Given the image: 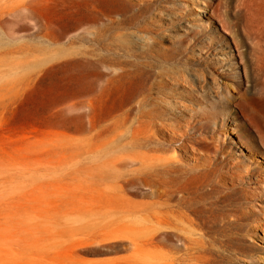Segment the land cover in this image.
Segmentation results:
<instances>
[{
	"label": "rangeland",
	"instance_id": "rangeland-1",
	"mask_svg": "<svg viewBox=\"0 0 264 264\" xmlns=\"http://www.w3.org/2000/svg\"><path fill=\"white\" fill-rule=\"evenodd\" d=\"M165 2L159 18L150 16L149 37L165 51L184 49L176 65L197 58L191 68L226 84L229 101L224 110L181 113L214 142L192 144L193 154L166 143L181 168L182 192L174 197L208 208L230 194V225L182 204L173 209L188 227L189 254L153 239L160 228L154 217L167 216L164 205L178 201L167 202L161 181L154 196L132 194L136 151L109 145L112 130L83 132L88 120L80 118L75 131L66 52L40 38L58 8L0 0V264H264V102L250 95L264 83V0ZM247 32L263 43H251ZM166 93L169 106L184 104L172 89ZM208 182L216 188L209 198Z\"/></svg>",
	"mask_w": 264,
	"mask_h": 264
},
{
	"label": "bare ground",
	"instance_id": "bare-ground-1",
	"mask_svg": "<svg viewBox=\"0 0 264 264\" xmlns=\"http://www.w3.org/2000/svg\"><path fill=\"white\" fill-rule=\"evenodd\" d=\"M40 1L43 4L52 2L58 8L52 23L44 20V32L40 38L47 47L66 52L71 89L68 109L75 131L79 132L76 120L80 118L88 120V125L82 128L83 132L98 128L101 129L100 133L112 130L109 145L120 148L131 146L136 151L137 166L133 171L132 194L140 199L154 196L152 186L156 181H161L167 188V202L174 198L178 201L175 206L163 204L169 210L167 216L154 217L160 228L155 230L153 239L182 247L185 255L189 254L192 248L186 246L188 238L184 234L188 227L181 221L179 211L173 209L182 204L193 213L208 212L213 221H224L230 225L229 216L226 215L230 212V194L217 196L208 208L205 200V204L199 205L197 201L192 204L185 202L182 196L174 197L175 192H182L178 177L181 168L174 155L175 150L170 152L171 147L166 143L177 144L179 150H190L193 154L195 148L192 144L214 142L211 137L204 136V129L196 126V123L181 120V113L206 112L213 106L224 110L229 101L226 84L214 78L208 82L203 69L191 68L197 58H186L184 64L176 65V60L183 59L184 49L165 51L157 47L155 38L149 37L154 26L149 20L150 16L159 18L163 14L160 5L168 0ZM202 9L204 13L206 6L203 5ZM247 33L249 35L246 36L251 39V32ZM254 47L257 48V45ZM133 49H142L143 52L137 56ZM258 57L255 60H259ZM210 63L216 65L213 59ZM259 66L262 67V61ZM167 89L174 91L175 99L181 96L184 104L173 101V106H169L166 102ZM181 92L189 96L185 97ZM250 95L264 102V83ZM164 132L170 136L166 142L159 138L164 136ZM207 185L210 188L204 195L209 198L216 188L212 183L208 182ZM139 205L142 207L141 202ZM174 259L180 260L177 257Z\"/></svg>",
	"mask_w": 264,
	"mask_h": 264
}]
</instances>
